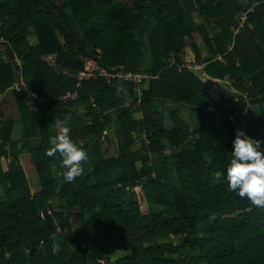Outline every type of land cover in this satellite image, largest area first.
Wrapping results in <instances>:
<instances>
[{"label": "trees", "instance_id": "trees-1", "mask_svg": "<svg viewBox=\"0 0 264 264\" xmlns=\"http://www.w3.org/2000/svg\"><path fill=\"white\" fill-rule=\"evenodd\" d=\"M118 1L0 0V97L10 92L18 114L4 119L0 111V264H264V209L228 191L225 179L237 126L264 147V0ZM195 13L205 22L196 25ZM185 51L207 76L229 79L248 97L213 96L185 66ZM87 60L151 79L142 95L133 81H79ZM20 73L30 92L11 90ZM69 93L77 97L63 100ZM248 104L256 110L244 115ZM186 109L190 123L179 116ZM56 123L88 156L71 183L59 153L46 154ZM114 126L122 143L107 158L102 142H111ZM138 141L141 152L132 150ZM23 152L38 179L34 192Z\"/></svg>", "mask_w": 264, "mask_h": 264}, {"label": "clouds", "instance_id": "clouds-1", "mask_svg": "<svg viewBox=\"0 0 264 264\" xmlns=\"http://www.w3.org/2000/svg\"><path fill=\"white\" fill-rule=\"evenodd\" d=\"M50 143L52 147L46 154L52 156L59 153L64 169L63 179L73 182L83 174L81 161H87L86 151L71 139L67 127L61 128ZM261 145V141L238 129L232 141L225 179L228 191L247 198L253 206L264 209V147Z\"/></svg>", "mask_w": 264, "mask_h": 264}, {"label": "rangeland", "instance_id": "rangeland-1", "mask_svg": "<svg viewBox=\"0 0 264 264\" xmlns=\"http://www.w3.org/2000/svg\"><path fill=\"white\" fill-rule=\"evenodd\" d=\"M54 1L56 3H58V5L59 4L61 5V4L65 3L67 0H54ZM242 1H246L247 2V0H242ZM118 3H117V6H119V7L120 6H127V5H131L133 3V0H123V1H118ZM192 16H193V19H194V22L196 23V25H198L201 22H205V20H206V18L205 19L204 18H201L196 13L195 14H192ZM214 32L215 31L212 30L211 31V34L214 33ZM31 40H32L33 43H35V39L34 38H31ZM192 41L196 42L199 45V47L201 48V50H202V52H203L204 55L207 54L206 51H205V49H204V44H203L202 36H201V34L199 32L193 33V39H192ZM192 41L191 40H190V42L188 41L187 44L190 46V44H191ZM183 58H184V62H185V66L186 67H189V66H193L194 65L193 61H189V60H191V55H190V52L189 51H185L184 52ZM89 61H91V60H89ZM47 62L49 64H51V65L54 64V61L53 60H50V59H47ZM86 67L88 68V70H92L94 68L88 62H87ZM192 71L195 72L198 76H200L211 87V90H212L211 93L213 94V96H215L214 94H216V97H221V96L222 97H227L230 93L233 94L235 91H239L238 89H236V88H234L232 86L231 81H229V79L218 80V79H213V78L207 76L204 73V66H203V68H202L201 71H198V70H192ZM119 87H121V86H119ZM119 90L121 91L120 94L122 96L124 95V97L127 99V103L128 104H131V101L128 99V93H127L126 88H122L121 87V88H119ZM239 92H241V91H239ZM2 100H3V97H0V102ZM235 100L238 101L236 97H235ZM3 101H2V105H1V108L2 109H3L4 104H5V102L3 104ZM156 105L161 106L159 102L156 103ZM167 108H170V103H167V106H165V108L162 110L164 112L163 115L165 117V125H166V128H169L170 129V128H172L173 123H172L171 119L169 118V114L170 113H169V110ZM171 108H175V106H173ZM6 109H7V107H6ZM251 110H253L255 112L256 109L252 108L251 105H247L244 113L245 114H247L248 112L253 113V111H251ZM212 112H213L214 117L220 121L221 118H219L216 115V111H212ZM7 114L9 116L8 118H12V119L14 118L15 120L18 118V114L11 115L12 112H9ZM133 114H134L133 115L134 118H140V114L136 110H135V112H133ZM179 116L181 117V119H184L188 123L191 122V120H190V114H189V112H188L187 109L181 111L179 113ZM5 118H7V117L4 115V119ZM230 120H231V122L234 125L237 124L234 117H232ZM217 125L219 126V130L221 131V134H222V131H224V125L222 123H218ZM17 127H21L20 126V123L19 124H16V128ZM56 127L59 130L61 128H63L61 123H56L55 128ZM238 129L239 130H243V132H244V125L243 124H240L239 126H237V130ZM115 130L117 131V128L114 126L110 130V132H109L110 137H111V142L110 143H107V141H105V140H103V142H102L103 150L106 151L107 158H110V157H112L115 154H119L118 153V151H119L118 149L120 148V145H121L122 141H120L119 139L116 138L115 132H114ZM190 130H192V129L190 128ZM237 130H236V132H237ZM15 138H19V130H18V133H17V135H16ZM143 146L144 145H142V141H138V142L135 143V145L133 146L132 150H136V151H140L141 152ZM23 153L24 154L19 155V158H20V161H21L22 166L26 169L27 176H28V178L30 180V185H31L32 191L34 192L38 179L36 177L35 172L32 169H30L31 170L30 172L27 169V167H28L27 162L28 161H31L30 160V154L27 153V152H23ZM166 154L167 155L170 154V150L169 149H167ZM156 159L157 158H154V160H152V162H154ZM8 161H9V159H2V164H3L4 169H7ZM134 192H135L136 200L140 204V208H141L142 213L144 215L150 214L152 212V209H151L149 203L147 202V199L145 197V193H144V190L142 189V187L135 188L134 189ZM51 204H52L53 207L56 208V210H59V205H58V202L57 201H52ZM72 224L75 227L77 226V223L75 222L74 217H72ZM263 229H264V226H263ZM171 240L174 241V239H170L169 241H171ZM120 254L121 255H128V253L126 251H121ZM240 256H241L240 255V252L238 251V254L236 255V258H240Z\"/></svg>", "mask_w": 264, "mask_h": 264}, {"label": "built area", "instance_id": "built-area-1", "mask_svg": "<svg viewBox=\"0 0 264 264\" xmlns=\"http://www.w3.org/2000/svg\"><path fill=\"white\" fill-rule=\"evenodd\" d=\"M247 20V14H243L242 18H241V24L242 26L245 24ZM240 30L237 29L235 30V34L239 33ZM14 58H15V61H16V64L19 68H21L22 66V63H21V60L16 56L14 55ZM87 62L92 65V67H94L92 70H88V68L85 66V71L79 73L78 75V80L79 81H82V80H85V79H90V78H94L96 79L97 77H103L107 80L108 83L111 82L112 79H121L122 81H133L135 83H138V84H141V89H138L137 92L139 95H142L143 91H142V82L143 81H149L151 79V76L148 75L147 73L145 72H142V73H130V72H123V71H109L108 69L106 68H103V67H100L97 65V63L93 60L89 61L87 60ZM87 65V64H86ZM188 68H190L191 70H198V71H201L203 66L201 65H198V64H194L193 66H189ZM22 69V68H21ZM21 72V71H20ZM11 90L13 91H17V92H20V91H26V92H30L26 82L24 81L21 73L19 74V80L15 82V84L12 86ZM235 95V97L238 98L239 97H244V98H247L248 97V93L247 92H238V91H235L233 93ZM77 97V95H72V94H67V96H65L63 98V100H66L68 98H71V99H75ZM46 101H41V103H45ZM249 105V104H248ZM245 115V113H244ZM240 116L236 115L234 116L235 120H237L236 118H238ZM242 119V118H241ZM0 144H1V139H0Z\"/></svg>", "mask_w": 264, "mask_h": 264}, {"label": "crops", "instance_id": "crops-1", "mask_svg": "<svg viewBox=\"0 0 264 264\" xmlns=\"http://www.w3.org/2000/svg\"><path fill=\"white\" fill-rule=\"evenodd\" d=\"M47 59H50V60H53L54 59V57L53 56H49V57H47L46 58V61H47ZM3 104H4V102H5V104H4V107H3V109L1 108V105H2V101L0 102V111H1V113H3V115H5L7 118L9 117L8 116V114L7 113H9V112H12V114L11 115H13V114H17V111H16V107H15V103H14V99H13V95L10 93V92H8V93H6V94H4L3 96ZM9 104V105H8ZM10 106V107H9ZM6 107H7V109H6ZM6 113V114H5ZM9 119V118H8ZM10 119H12V118H10ZM14 119V118H13ZM15 120V119H14ZM16 124H18L17 122H16ZM16 124H15V126H14V130H13V140H18L19 138H15L16 137V135H17V133H18V130H19V127H17L16 128ZM18 129V130H17ZM24 154V153H23ZM26 162V161H25ZM27 164H28V167H27V169H28V171L30 172L31 170L30 169H33L32 168V162L31 161H28L27 162ZM24 170L26 171V169L24 168ZM27 173V172H26Z\"/></svg>", "mask_w": 264, "mask_h": 264}]
</instances>
